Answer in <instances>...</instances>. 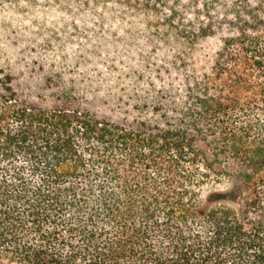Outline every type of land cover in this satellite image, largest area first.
Instances as JSON below:
<instances>
[{"label":"trees","instance_id":"16d2710c","mask_svg":"<svg viewBox=\"0 0 264 264\" xmlns=\"http://www.w3.org/2000/svg\"><path fill=\"white\" fill-rule=\"evenodd\" d=\"M233 4L212 68L150 117L43 107L5 75L0 264H264V0ZM227 180L242 207L203 209Z\"/></svg>","mask_w":264,"mask_h":264},{"label":"rangeland","instance_id":"374dc122","mask_svg":"<svg viewBox=\"0 0 264 264\" xmlns=\"http://www.w3.org/2000/svg\"><path fill=\"white\" fill-rule=\"evenodd\" d=\"M233 13V0H0V81L11 75L22 100L47 108L69 99L101 118L150 117L144 104L212 68ZM243 201L227 180L202 206Z\"/></svg>","mask_w":264,"mask_h":264}]
</instances>
